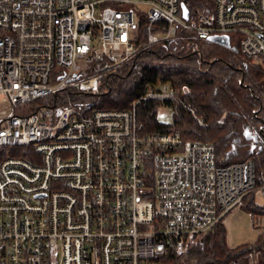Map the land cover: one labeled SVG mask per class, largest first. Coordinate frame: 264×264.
Wrapping results in <instances>:
<instances>
[{"label": "built area", "instance_id": "obj_1", "mask_svg": "<svg viewBox=\"0 0 264 264\" xmlns=\"http://www.w3.org/2000/svg\"><path fill=\"white\" fill-rule=\"evenodd\" d=\"M205 1L184 17L180 0H0V264H171L264 195L252 160L219 166L209 143L147 133L135 104L51 102L67 88L96 92L89 66L163 41L232 35L242 58L264 60V0ZM188 94L146 86L141 99L171 102L172 117Z\"/></svg>", "mask_w": 264, "mask_h": 264}, {"label": "trees", "instance_id": "obj_2", "mask_svg": "<svg viewBox=\"0 0 264 264\" xmlns=\"http://www.w3.org/2000/svg\"><path fill=\"white\" fill-rule=\"evenodd\" d=\"M180 1L194 14L201 13L206 2ZM229 37L230 48L201 40L163 41L126 64L91 65L86 75L99 77L96 92L67 88L51 102L56 109L81 107L85 111L129 110L135 104L137 122L145 132L178 133L184 142L209 143L219 166L252 160L259 185L264 174V60L242 58ZM146 86L159 90L187 87L189 94L179 95L178 114L163 123L157 117L159 107L173 104L142 100ZM256 194L244 198L243 210L264 216V206L255 202ZM247 254L259 255L264 263V225L253 242L230 248L221 221L211 232L188 241L182 253L171 255L170 262L235 264Z\"/></svg>", "mask_w": 264, "mask_h": 264}, {"label": "rangeland", "instance_id": "obj_3", "mask_svg": "<svg viewBox=\"0 0 264 264\" xmlns=\"http://www.w3.org/2000/svg\"><path fill=\"white\" fill-rule=\"evenodd\" d=\"M4 104V105H3ZM0 108H4L5 101H0ZM158 119L163 123L171 121L170 110L165 106L159 107L157 111ZM255 202L264 206V195L256 192ZM244 204H240L233 209L223 220L226 229V244L233 248L243 243L253 242L259 230L264 225V216H252L243 210ZM235 264H264L259 255L247 254L237 260Z\"/></svg>", "mask_w": 264, "mask_h": 264}, {"label": "water", "instance_id": "obj_4", "mask_svg": "<svg viewBox=\"0 0 264 264\" xmlns=\"http://www.w3.org/2000/svg\"><path fill=\"white\" fill-rule=\"evenodd\" d=\"M181 8H182V14L185 17L187 14V10L183 4L181 5ZM209 41L214 44L220 45L222 47L230 48L229 40L228 37L226 36H212L209 38Z\"/></svg>", "mask_w": 264, "mask_h": 264}]
</instances>
